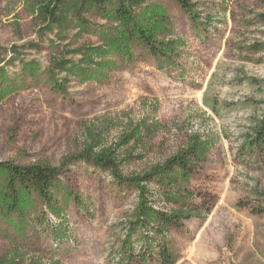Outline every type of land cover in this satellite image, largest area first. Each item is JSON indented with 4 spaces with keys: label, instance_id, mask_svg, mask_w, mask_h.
I'll use <instances>...</instances> for the list:
<instances>
[{
    "label": "rangeland",
    "instance_id": "374dc122",
    "mask_svg": "<svg viewBox=\"0 0 264 264\" xmlns=\"http://www.w3.org/2000/svg\"><path fill=\"white\" fill-rule=\"evenodd\" d=\"M191 1L198 30L175 0H147L163 5L172 36L181 42L173 65L158 68L135 50L124 63L112 57L117 67L98 83L48 73L52 58L77 60L69 52L97 43L96 36L71 29L60 37L56 27L45 28L36 18L38 0H0V162L66 163L57 198L69 190L81 200H68L64 216L55 217L35 199L24 235L13 220L0 217V262L124 264L117 244L137 192L117 184L108 170L72 159L85 133L94 130L103 146L116 149L125 177L163 163L194 135L208 140L190 186L200 194L193 202L205 200L211 208L204 219L192 217L170 230L175 264H264V214L250 212L255 192H264V159L239 151L264 113V49L249 48L264 43V0ZM27 63L34 64L35 77L24 70ZM247 78L259 80V87ZM123 136L128 142L118 144ZM150 190L156 207L171 206L157 196L156 186ZM57 228L66 236H57Z\"/></svg>",
    "mask_w": 264,
    "mask_h": 264
},
{
    "label": "trees",
    "instance_id": "16d2710c",
    "mask_svg": "<svg viewBox=\"0 0 264 264\" xmlns=\"http://www.w3.org/2000/svg\"><path fill=\"white\" fill-rule=\"evenodd\" d=\"M175 1L198 30L201 22L195 4L191 0ZM37 4L36 18L45 28L56 27L60 37H66L71 29H75L79 35L91 34L98 39L97 43H85L71 50L69 53H75L77 60L64 56L52 58L49 76L64 73L68 78L79 82L92 80L103 83L108 81L111 72L118 65L112 57H118L124 63L133 58L135 50H141L156 61L158 68H162L173 65L174 58L180 54L181 42L173 38L172 21L163 5L158 2L38 0ZM93 17L103 23L93 24ZM249 48L258 52L264 49V43H254ZM23 67L31 77L36 76L34 64L27 63ZM247 79L249 83L259 87V80ZM53 86L62 89L59 84L54 83ZM125 142L128 140L123 136L118 144ZM208 149V140L194 135L184 147L163 163L151 166L142 174L125 177L118 169L116 149L103 146L99 132L88 130L85 133L83 148L72 159L108 170L117 184L129 185L137 192V203L127 222L124 238L117 244L121 263L175 264L176 255L169 239L170 230L182 228L184 221L192 217L204 219L211 208L205 200L199 204L193 202L200 194H196L190 186ZM239 151L244 158L264 159V113L253 121L239 145ZM65 166L66 163H62L61 167H50L0 162V217L6 221L13 220L22 235L26 231L27 215L33 208L35 199L42 200L55 217H63L65 203L70 199H78L69 190H64L62 196L57 198L60 192V175ZM150 185L156 186L157 196L165 204L171 205L167 210L155 206L156 200ZM255 195L257 204L251 207L250 212L264 214V192L256 191ZM55 234L66 236L65 230L61 228H57Z\"/></svg>",
    "mask_w": 264,
    "mask_h": 264
}]
</instances>
